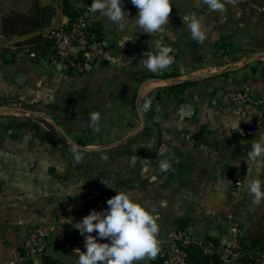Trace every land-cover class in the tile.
<instances>
[{"label":"crops","instance_id":"1","mask_svg":"<svg viewBox=\"0 0 264 264\" xmlns=\"http://www.w3.org/2000/svg\"><path fill=\"white\" fill-rule=\"evenodd\" d=\"M33 1L54 10L49 25L36 33L44 39L69 23L60 0H0V264H42L23 250L33 232L45 235L51 259L76 264L74 249L85 251L84 237L67 221L106 210L116 191L158 216L159 242L169 230L181 229L225 244L233 229L264 225V200L254 205L243 187L248 177L264 182V167L247 158L264 132V0H236L224 13L209 11L201 0H171L168 25L154 35L131 23L120 32L89 13L86 19L101 26L108 44L81 74L50 62L52 48L37 51L30 40L35 34L1 33L2 19L11 11H28ZM69 1L85 13L92 3ZM122 4L134 20L138 9L131 0ZM192 14L206 33L202 44L191 39L183 21ZM124 35L132 41L121 47ZM218 42L229 46L227 52ZM156 43L174 50L171 71L177 75L171 83L143 67V54ZM181 83L182 90L172 88ZM236 92L250 97L239 112L222 104ZM148 99L151 108L144 111ZM93 112L99 113L95 124ZM17 113L38 118L29 122L39 131L6 130ZM73 145L82 154L80 163L72 158ZM164 159L171 164L166 173L159 169ZM240 258L235 264H243Z\"/></svg>","mask_w":264,"mask_h":264},{"label":"clouds","instance_id":"2","mask_svg":"<svg viewBox=\"0 0 264 264\" xmlns=\"http://www.w3.org/2000/svg\"><path fill=\"white\" fill-rule=\"evenodd\" d=\"M131 3L138 9L134 20L123 10L122 0H93L87 11L106 19L120 32H126V26L131 23L141 32L154 35L162 32L168 25L172 11L171 0H131ZM227 3L235 4L236 0H201V4L207 6L209 11L217 13H224ZM183 21L187 25L191 39L204 43L207 36L200 18L192 14L184 17ZM127 41L132 39L129 35H124L120 46L123 47ZM173 51L170 46L156 43L154 51L150 50L143 54L147 57L143 60V67L154 74L166 71L174 62L173 56L170 55ZM151 103L150 99L145 100L143 110H150ZM98 120L99 113H91L90 122L95 124ZM70 151L74 162L80 163L82 154L78 147L73 145ZM247 158L258 167H264V132H259L258 139L252 142L251 149L247 151ZM102 159L108 158L105 156ZM159 169L165 173L170 171L169 160H161ZM147 172L148 168L145 167L141 174ZM262 184L264 182L258 177H248L244 182V190L254 205H259L264 200ZM106 204L108 206L106 210H92L74 224L71 219L67 221L84 237L85 251L74 249V255L78 257L76 264H138L145 259L155 258L160 251L157 238L160 231L158 216L153 215L123 191H116L114 196L107 199ZM92 233H96V236ZM97 237L109 242L100 243Z\"/></svg>","mask_w":264,"mask_h":264},{"label":"built area","instance_id":"3","mask_svg":"<svg viewBox=\"0 0 264 264\" xmlns=\"http://www.w3.org/2000/svg\"><path fill=\"white\" fill-rule=\"evenodd\" d=\"M46 39L52 44V53L48 60L60 64L65 72L81 74L88 62L97 60L103 53L100 44L90 43L87 24L82 17L51 30L46 35ZM79 56L85 60H78ZM146 58V56L142 58V64ZM173 59V64L164 72H170L175 67L174 56ZM247 102H250V97L244 92L228 94L222 100L224 106L235 112H239ZM255 129L254 125H250L249 132L253 133ZM164 150V146H161L158 149L159 154H162ZM235 184L240 185L238 181ZM243 235L242 230L233 229L229 232L228 241L225 244H214L210 240L195 238L187 230H169L165 240L159 242L160 251L156 259L159 264H187L186 250L189 246L195 245L204 255L218 254L222 264H235V259L241 256ZM23 250L30 259H40L46 255L48 245L45 235L41 232L29 234L23 242ZM253 263L264 264V249L255 253Z\"/></svg>","mask_w":264,"mask_h":264},{"label":"trees","instance_id":"4","mask_svg":"<svg viewBox=\"0 0 264 264\" xmlns=\"http://www.w3.org/2000/svg\"><path fill=\"white\" fill-rule=\"evenodd\" d=\"M61 12L64 16L69 18V23L82 17L87 24V32L89 34L90 43L100 44L102 51L107 50L102 44L105 42L107 36L102 32V28L97 23L88 22L84 18L85 11L76 9L70 4L69 0H60ZM54 14V10L49 7H41L37 1L31 3L30 8L26 12L11 11L2 19V31L4 36H24L35 34L30 40L38 44L37 51L43 52L49 51L52 48L51 42L44 39L40 34L42 29L47 27L50 23V19ZM218 49H224L225 52L228 50V45H224L222 42L215 44ZM52 51H50L51 55ZM48 55V57H49ZM80 61H84L83 57L78 58ZM177 73L175 70L170 72H161L153 75L152 77L159 80H167L176 77ZM186 86L185 83L178 84L172 88L182 90ZM31 127L32 129L39 131V127L27 121L21 120H10L6 130H10L12 127L21 129L25 127ZM42 136L46 137V134L42 133ZM47 139V138H46ZM49 141V139H47ZM243 243L241 247V258L240 261L246 264H254L253 258L257 251L264 249V225H252L243 231ZM205 240H208L205 239ZM214 244H218L215 240L209 239ZM187 264H222L218 254L204 255L199 247L191 245L187 248ZM42 264H60L57 260L51 259L49 256L43 255L41 257ZM153 264H159L158 260H155Z\"/></svg>","mask_w":264,"mask_h":264},{"label":"rangeland","instance_id":"5","mask_svg":"<svg viewBox=\"0 0 264 264\" xmlns=\"http://www.w3.org/2000/svg\"><path fill=\"white\" fill-rule=\"evenodd\" d=\"M80 10L84 11V9H80ZM230 51H232V50H230ZM26 113H27V111H26ZM28 114H29V115H25V114H23V113H21V114H18V113H17V120L27 121V122L30 121V120H36V121H39L38 118H36V117H32L30 113H28Z\"/></svg>","mask_w":264,"mask_h":264},{"label":"water","instance_id":"6","mask_svg":"<svg viewBox=\"0 0 264 264\" xmlns=\"http://www.w3.org/2000/svg\"><path fill=\"white\" fill-rule=\"evenodd\" d=\"M92 2H93V0H92ZM92 4V3H91ZM88 15H89V13L88 12H86L85 14H84V18H88ZM111 38H109V40H110ZM107 42H104L102 45L104 46V47H106L107 46ZM87 67V66H86ZM88 68V67H87ZM15 82L17 83V84H22V82H23V77H17L16 79H15ZM164 82H167V83H171V80L170 79H167V80H164ZM219 100H220V97H219ZM156 259V257L155 258H153V260H155Z\"/></svg>","mask_w":264,"mask_h":264}]
</instances>
